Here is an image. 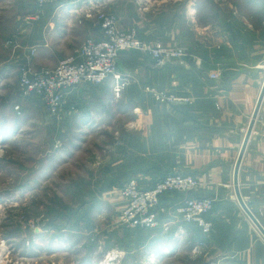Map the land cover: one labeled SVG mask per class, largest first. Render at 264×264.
Segmentation results:
<instances>
[{
	"label": "crops",
	"instance_id": "1",
	"mask_svg": "<svg viewBox=\"0 0 264 264\" xmlns=\"http://www.w3.org/2000/svg\"><path fill=\"white\" fill-rule=\"evenodd\" d=\"M145 3L147 9H140ZM97 8L116 15L121 29H136L144 43L180 47L186 56L158 68L150 55L121 54L117 67L127 87L119 100L112 81L74 89L59 119L60 137H71L70 143L61 141L73 151L67 155L75 159L88 148L87 177L97 181L91 183L94 193L117 215L129 179L146 189L168 173L194 176L198 186L189 196L214 200L210 234L204 237L197 227L189 231L193 243L206 242L203 264H264V238L234 187L236 163L264 85V0H71L59 12L37 10L24 31L37 47L34 59L40 50L59 49L57 61L38 64L54 68L78 57L87 38L100 39L91 21L79 23ZM212 73L220 79L212 80ZM147 86L189 102L157 103ZM238 185L264 228V100Z\"/></svg>",
	"mask_w": 264,
	"mask_h": 264
},
{
	"label": "rangeland",
	"instance_id": "2",
	"mask_svg": "<svg viewBox=\"0 0 264 264\" xmlns=\"http://www.w3.org/2000/svg\"><path fill=\"white\" fill-rule=\"evenodd\" d=\"M37 10L36 0H0V264H203L206 242L194 251L189 232L176 237L175 225L163 233L123 227L121 212L94 193L88 148L67 155L73 151L61 141L71 137H60L61 116L21 94L20 70L33 48L24 31ZM95 18L79 23L98 28ZM53 48L32 58L35 69L57 61Z\"/></svg>",
	"mask_w": 264,
	"mask_h": 264
},
{
	"label": "built area",
	"instance_id": "3",
	"mask_svg": "<svg viewBox=\"0 0 264 264\" xmlns=\"http://www.w3.org/2000/svg\"><path fill=\"white\" fill-rule=\"evenodd\" d=\"M70 2L71 0H36V5L39 10L59 12V8ZM140 9H147L146 3ZM93 17H96L101 38H87L78 57L63 59L54 68L35 69L31 60L37 50L33 47L29 62L21 67V94L24 97L38 98L51 117L61 116L72 91L81 86L99 88L112 81L114 97L119 100L127 87L125 78L117 67L123 53L135 51L150 55L158 68H165L185 59L183 48L167 47L162 43L148 45L139 39L136 29H121L118 17L112 13L97 8L86 14L87 19ZM210 78L219 80L220 74L212 73ZM144 90L160 104L189 102V99L149 86ZM197 186L198 181L194 176L177 173L166 175L147 189L142 188L137 179H129L121 188L124 205L119 221L129 230L146 232H169L171 226L175 225L176 237L185 236L191 227H197L205 237L213 229L209 216L214 209V200L190 197ZM170 199L177 202L171 203ZM204 246V241L199 240L196 244L193 243V250L199 252Z\"/></svg>",
	"mask_w": 264,
	"mask_h": 264
},
{
	"label": "water",
	"instance_id": "4",
	"mask_svg": "<svg viewBox=\"0 0 264 264\" xmlns=\"http://www.w3.org/2000/svg\"><path fill=\"white\" fill-rule=\"evenodd\" d=\"M263 100H264V85H263L259 100L257 102L256 109H255V112L253 114L252 120L250 122L248 131L246 133L245 140L243 142V146H242L240 155H239L237 163H236L235 173H234V187H235L236 197H237V200H238L241 208L246 213V215L248 216L250 221L253 223V225L256 227V229L259 231L261 236L264 238V228L262 227V225L259 223V221L256 219V217L251 213V211L247 207L245 201L243 200V198H242V196L240 194L239 185H238V175H239V169H240V166H241V162L243 160V157H244L248 142L250 140V137H251V135L253 133V129H254L256 120L258 118L259 111H260V108H261Z\"/></svg>",
	"mask_w": 264,
	"mask_h": 264
},
{
	"label": "bare ground",
	"instance_id": "5",
	"mask_svg": "<svg viewBox=\"0 0 264 264\" xmlns=\"http://www.w3.org/2000/svg\"><path fill=\"white\" fill-rule=\"evenodd\" d=\"M5 252V249L2 250V253Z\"/></svg>",
	"mask_w": 264,
	"mask_h": 264
}]
</instances>
